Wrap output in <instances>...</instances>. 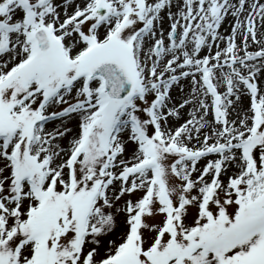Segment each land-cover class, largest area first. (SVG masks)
Instances as JSON below:
<instances>
[{
	"label": "snow or ice",
	"instance_id": "snow-or-ice-1",
	"mask_svg": "<svg viewBox=\"0 0 264 264\" xmlns=\"http://www.w3.org/2000/svg\"><path fill=\"white\" fill-rule=\"evenodd\" d=\"M0 264H264V0H0Z\"/></svg>",
	"mask_w": 264,
	"mask_h": 264
}]
</instances>
